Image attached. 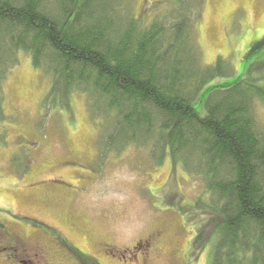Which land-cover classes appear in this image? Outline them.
Here are the masks:
<instances>
[{
	"label": "trees",
	"instance_id": "obj_1",
	"mask_svg": "<svg viewBox=\"0 0 264 264\" xmlns=\"http://www.w3.org/2000/svg\"><path fill=\"white\" fill-rule=\"evenodd\" d=\"M122 1L0 0V122L4 82L25 52L50 78L49 101L59 97L67 109L82 92L90 112L108 119V147L149 149L157 165L168 155L201 178L206 196L179 208L185 219L189 211L201 218L191 224H200L193 243L205 245L206 229L210 247L217 237L210 264H264V130L253 111L264 106V73L249 65L210 84L236 69L222 56L201 62L203 0L164 1L167 9L150 19ZM261 45L264 38L251 53Z\"/></svg>",
	"mask_w": 264,
	"mask_h": 264
},
{
	"label": "rangeland",
	"instance_id": "obj_2",
	"mask_svg": "<svg viewBox=\"0 0 264 264\" xmlns=\"http://www.w3.org/2000/svg\"><path fill=\"white\" fill-rule=\"evenodd\" d=\"M164 1L172 0H131L149 19L167 9ZM197 15L201 62L222 56L236 69L210 84L230 82L249 65L258 67L253 75L264 73V45L251 53L264 38V0H203ZM17 55L0 122V235L12 234L3 242L39 246L45 264H210L217 237L210 247L206 229L205 245L193 243L200 224H191L201 218L189 211L194 217L185 219L179 208L206 196L201 178L168 155L157 165L149 149L108 147L109 121L90 112L86 94L72 93L67 109L59 97L49 101L50 78L27 53ZM253 111L264 130V106Z\"/></svg>",
	"mask_w": 264,
	"mask_h": 264
},
{
	"label": "flooded vegetation",
	"instance_id": "obj_3",
	"mask_svg": "<svg viewBox=\"0 0 264 264\" xmlns=\"http://www.w3.org/2000/svg\"><path fill=\"white\" fill-rule=\"evenodd\" d=\"M9 234L10 232L6 230L2 233V235H0V252L3 251L5 254H7V256L3 258V260L5 259V261H7L8 264H45L46 263V258L43 254V250L39 246L36 245L27 246L26 244L28 243L27 242L24 243L23 241H20L19 244L17 245H13L9 243L8 239L4 240L3 242V239L6 237V235ZM62 242L64 244H67L65 241ZM22 257H24V259H21Z\"/></svg>",
	"mask_w": 264,
	"mask_h": 264
}]
</instances>
